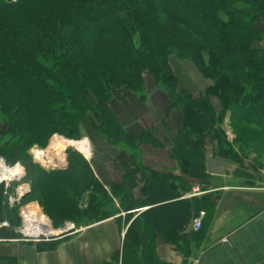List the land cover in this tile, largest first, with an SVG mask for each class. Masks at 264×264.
Listing matches in <instances>:
<instances>
[{
    "label": "trees",
    "instance_id": "trees-1",
    "mask_svg": "<svg viewBox=\"0 0 264 264\" xmlns=\"http://www.w3.org/2000/svg\"><path fill=\"white\" fill-rule=\"evenodd\" d=\"M171 59L187 61L209 81L197 97L178 91ZM145 74L166 92L171 108L182 113L183 124L170 138L169 149L180 179L208 176L206 139L226 143L228 153L233 144L263 146L264 0H0V156L13 165L5 154L25 155L54 133L79 137L75 133L84 122L109 140L140 144L144 135L138 140L130 136L110 105L121 89L143 92ZM211 98L217 99V107ZM225 113L232 143L221 127ZM148 143L159 144L155 138ZM70 164L68 172L35 166L44 180H68L72 196L89 193L87 211L93 219L78 221L83 226L116 214L115 190L111 188L113 196L106 192L82 163ZM137 171L154 193L160 183L171 188L177 180L136 164L129 182ZM234 175L247 183L253 177L246 170ZM122 192L124 206H119L133 207L130 191ZM12 193L0 185V221L8 222L7 214L15 208L7 204ZM8 223L9 229L0 233L16 238ZM134 224L127 228L121 249L103 264H166L157 259L151 236ZM182 238L190 245L186 233ZM64 240L46 245L53 248ZM0 264L17 263L14 257H0Z\"/></svg>",
    "mask_w": 264,
    "mask_h": 264
},
{
    "label": "crops",
    "instance_id": "crops-1",
    "mask_svg": "<svg viewBox=\"0 0 264 264\" xmlns=\"http://www.w3.org/2000/svg\"><path fill=\"white\" fill-rule=\"evenodd\" d=\"M184 69H187L194 83H201L203 88L208 85L193 66L185 65ZM133 120L134 125L139 126L136 116ZM128 123L127 130L131 126V122ZM158 125L155 121L136 128L138 134L144 129L154 128V135L159 142L157 145L140 146L139 165L141 169L166 176V180L177 178L173 182L174 190L162 182L155 193L151 192L148 184L141 181L140 172L135 173L133 183L129 182L131 173L120 172L111 162L103 170L105 177L94 173L101 179L104 189L115 187L114 202L117 198L121 200L122 190L130 191L133 207L126 204V207L121 208L117 199L116 214L93 222L84 231L53 248L46 244L36 246L17 243L9 246V250L5 254L0 253V256L14 257L17 264H103L121 249L127 228L131 222H135L134 227L139 232L146 230L154 240L155 255L162 263L264 264V180L252 177L247 183L244 178L231 176V182L225 184L223 177L211 175L221 178L223 184L216 188L214 185L207 184L206 187L202 184L205 189H199L197 186L200 183L180 179L177 163L169 154L170 136L179 126L168 121L164 129H159ZM133 135L138 136L136 133ZM213 160L225 175H229V167L218 159ZM195 189L200 192L193 194ZM192 212L194 216L199 212L205 213L201 229L191 234L195 258L188 250L191 244L187 245L182 238Z\"/></svg>",
    "mask_w": 264,
    "mask_h": 264
},
{
    "label": "rangeland",
    "instance_id": "rangeland-1",
    "mask_svg": "<svg viewBox=\"0 0 264 264\" xmlns=\"http://www.w3.org/2000/svg\"><path fill=\"white\" fill-rule=\"evenodd\" d=\"M185 65L192 66L187 61H175L174 59L170 60L171 69L174 75L177 77L178 81L177 89L178 91H184L194 97H197L204 91L207 86H204L205 88H203L201 83H194L191 79L192 76L188 74L187 69H184ZM202 80L204 83L207 81V83L209 84L208 80L203 78ZM143 90L144 91L141 93L127 91L126 89L116 91L115 101L110 105V109L114 111L117 120L130 136H132L134 139H139L142 134L144 135V137L139 140L140 144H137L134 141L131 142V140L127 139L126 141H124L125 143H120L117 140H109L99 129H97V127H92L87 122H84L80 126V129H78L77 133H75V136L79 137H70L71 135L69 137L63 136L54 141L55 143L53 146H57V142L61 143L58 145V147L61 148L60 156L63 157V161L60 164H63L65 162L63 166L65 168L62 169L61 167L57 171L68 172L70 162L71 164L82 163L87 167V169L89 168V171L92 173L96 181H98L103 186L101 179L97 175H95V173L100 174L99 176L101 178H103V176L105 177L106 173L103 170L111 162L114 163L115 167H117V170H119L120 172L125 171L129 172V174L132 173L133 167L136 164H139L141 153L140 146L142 144H149L148 142H153L154 138L156 139L153 131L154 128L144 129L141 134H138V130L136 128H140L141 124H152L153 122L157 121V123L159 124V129H164L165 123L168 121L170 124L172 123L176 126L178 125L179 128L182 126V113L177 110L175 106L171 108V101L166 92L162 91V89H157L156 87H154L152 79L148 74L144 75ZM210 100L214 106H218L217 99L211 98ZM147 108H152L153 110L148 111ZM134 116H136L140 127L138 125H134ZM128 121L131 122V126L130 128H128L130 131L126 129ZM221 127L223 128L229 143H232L231 140L233 139L234 134L231 133V130L228 126L227 113H225L222 118ZM3 131L4 122L3 117L0 114V141ZM238 132L239 128H237L234 133L237 135ZM134 133H136V135L138 136L134 137ZM175 133L176 131L174 132V134ZM55 135H57L56 137H58L59 134H50L44 143H35L31 147H29L25 155H15L17 160L15 162H13L15 160L14 156L5 154L8 162L19 164L23 169L21 177H19L17 180H14L11 183L13 185L9 186L10 189L12 188V192L14 193V191H16V188H18L19 186L26 185L25 189L20 195V200L15 204V208L10 211L9 214H7L9 220L8 222H10L14 226V228L11 226L13 228V232L14 229L16 230L21 225V213L25 211L26 207H29L27 209V212L29 209L38 212L39 216L50 225L52 231H55V233L59 234L58 236H54V238L63 235V229L65 227H69L68 224H73L75 228H83V230L78 231L75 234H70L62 238L69 239L70 237H73L84 231V229L88 226H83V224L78 223V221H80L81 223H85V221L93 219V215L89 213V211H87L89 210V193H84L83 196L80 197L72 196L74 194L66 188L68 186H71L68 180L65 179L63 183L55 182L56 179L44 180V177L41 175L42 173L40 172L39 168L35 166L38 165V163H36L32 158L30 150L33 147H37L42 151H47L49 149L50 142L52 143V141L54 140L52 138L53 136L55 137ZM171 137L172 136H170V138ZM81 140H85L86 142ZM62 141L66 142V147L64 146ZM211 143L210 150L212 153V157L214 159H218L221 164L229 167V175L227 174L226 176L235 177L234 173L236 171L246 170L250 175L253 176V178H260L264 180V142L263 146L256 145L251 148H241L238 144H233V150L230 153H228L229 146H227L226 143L221 142L220 145L215 141ZM252 152H254L255 154L253 153V155ZM0 153L2 154V151H0ZM58 158L59 156L57 155V159ZM54 160H56L55 157ZM122 163H124V165H122ZM9 166L12 165L10 164ZM42 169L45 170L44 168ZM81 169H83L82 171H85L86 168L81 166ZM19 172L20 169L18 173H16V175L19 174ZM193 181H196L194 182L196 184L200 183L197 186L199 187V189H205V186L207 184L212 185V187L214 185L215 188L223 184L221 178L211 175L205 177V180L194 179ZM234 183H238V181H235ZM202 184L205 186L202 187ZM111 188L113 190H116L115 187ZM112 189L111 192L107 188L105 189V191L111 193V195L113 196ZM13 193L10 195H13ZM117 199H115V202L113 201L115 206L117 205ZM118 202L120 206H124V204L121 203V200L118 199ZM90 222L91 223L89 225H91L94 221ZM77 223L79 225H77ZM6 233V231L0 233V239H7L4 237ZM7 235H12V233L8 232ZM49 240H51L49 236L44 237V241H42L40 244H49ZM36 244L37 243H30L29 245ZM11 245L13 246L18 244L16 242L0 241V253L5 254V252L9 250V246ZM0 257L11 256L4 255Z\"/></svg>",
    "mask_w": 264,
    "mask_h": 264
},
{
    "label": "built area",
    "instance_id": "built-area-1",
    "mask_svg": "<svg viewBox=\"0 0 264 264\" xmlns=\"http://www.w3.org/2000/svg\"><path fill=\"white\" fill-rule=\"evenodd\" d=\"M57 136V135H55ZM58 137H63V136H59ZM54 138V136H53ZM52 138V139H53ZM65 138V137H64ZM51 139V141H52ZM51 146V142L49 145V149L47 151H42L40 149H38L37 147H33L30 150V154L32 156V158L34 159V161L36 163H38V165L42 168H44L47 171H51V170H58L61 167L64 166L65 162L63 164H59L56 163L54 161V152L52 151V149L50 150ZM0 162H1V168H0V185H3L4 188H8L10 186V184L14 181L17 180L19 177H21L22 175V167L19 164H13L12 166H9L5 160L0 156ZM2 166L8 169H15L18 167V169H20V173L17 175H14V177H12L11 179H5L2 176ZM26 185L24 186H19L18 188H16V191H14L13 195H9L7 197V204L10 207H13L16 202H18L20 200V195L22 194L23 190L25 189ZM200 192L199 189H195L192 193L193 194H198ZM31 207V206H30ZM29 207H26L25 211L21 213L22 215V222L21 225L15 230L14 232L17 235L16 238H7V239H0V241H5V242H16L19 244H30V243H39L44 241V237L42 235H38V236H30L25 232L26 229V225H25V220H26V213H27V209ZM204 212H199L196 216H194L193 218V222H192V230L191 233H197L199 232V230L201 229V224H202V218L204 217ZM69 227H65L63 229V235H61L60 237H56V238H51L49 241H57V240H61L63 237H66L67 235L70 234H75L78 231L83 230V228H75L73 226V224H68ZM2 229H9V224L7 223V221H0V231ZM42 236V237H41Z\"/></svg>",
    "mask_w": 264,
    "mask_h": 264
},
{
    "label": "bare ground",
    "instance_id": "bare-ground-1",
    "mask_svg": "<svg viewBox=\"0 0 264 264\" xmlns=\"http://www.w3.org/2000/svg\"><path fill=\"white\" fill-rule=\"evenodd\" d=\"M58 138H61V137H56L55 136L53 138L54 140L51 143L50 150L52 149V151L55 154L54 157L56 158L57 161L56 160H54V161L56 163L60 164L63 161V157L60 156L61 148L58 147V145L61 144V143L57 142V146H53L54 143H55L54 141L56 139H58ZM81 141H85V140H81ZM62 142H63L64 146L66 147L67 146L66 142H64V141H62ZM70 145H72V144H70ZM57 155L59 156L58 159H57ZM0 168H1V162H0ZM18 171H19L18 167L15 168V169H10L9 170L8 168H5V167L2 166V172H3L2 176L5 179H11L12 177H14V175H16V173H18ZM25 225H26L25 232L28 235H30V236L42 235L44 237L50 236L51 238L52 237L54 238V236H58L59 235L58 233H55V231H52L50 225L48 223H46V221L43 218H41L39 216L38 212H36L35 210H30V209L28 210L27 215H26Z\"/></svg>",
    "mask_w": 264,
    "mask_h": 264
},
{
    "label": "water",
    "instance_id": "water-1",
    "mask_svg": "<svg viewBox=\"0 0 264 264\" xmlns=\"http://www.w3.org/2000/svg\"><path fill=\"white\" fill-rule=\"evenodd\" d=\"M205 147H206V159H205V171H206V173L209 175L221 176L224 179V183L229 184L231 182V178L225 175V172L216 165L215 161L213 160V158L211 156L209 139L205 140ZM64 168L65 167H62V169H64ZM170 187L172 190L175 189L173 183L170 184ZM193 218H194V214L192 212L191 218H190L189 223L187 225V228L185 230V232L187 234V240H188V242H190V244L192 242L191 230H192ZM190 250H191L192 258H195L196 252H195L192 244L190 245Z\"/></svg>",
    "mask_w": 264,
    "mask_h": 264
}]
</instances>
